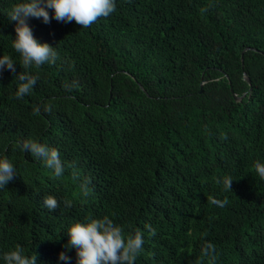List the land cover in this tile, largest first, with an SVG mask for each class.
I'll return each instance as SVG.
<instances>
[{"label":"trees","instance_id":"obj_1","mask_svg":"<svg viewBox=\"0 0 264 264\" xmlns=\"http://www.w3.org/2000/svg\"><path fill=\"white\" fill-rule=\"evenodd\" d=\"M19 2L0 0V56L16 61L0 72V159L17 174L0 188V257L19 245L76 264L67 229L107 215L143 234L134 264H210L206 243L215 264H264V0H115L88 28L29 17L58 56L17 99ZM29 139L59 151L61 177L22 150Z\"/></svg>","mask_w":264,"mask_h":264},{"label":"clouds","instance_id":"obj_2","mask_svg":"<svg viewBox=\"0 0 264 264\" xmlns=\"http://www.w3.org/2000/svg\"><path fill=\"white\" fill-rule=\"evenodd\" d=\"M115 8V0H21L15 4L7 15L10 21L16 22L13 47L22 57L20 65L23 71L16 74L19 80L16 98L21 99L30 94L36 85L38 76L31 74L29 69L33 67L38 69L45 63H55L58 56L51 44L42 43L35 38L27 23L29 17L43 18V21L48 23L52 19L49 9H52L57 21L67 23L75 21L82 28H88L98 18L108 17ZM15 62L8 55L0 56V72L6 66L15 74ZM21 148L36 159L42 158L45 166L53 170L55 177L59 178L64 174V164L57 149L30 139L25 140ZM254 170L261 179H264V163L257 161ZM16 176V168L12 162L7 158L0 159V188L7 186ZM233 180L228 176L224 178L225 191L233 190ZM85 194H87L86 190ZM208 201L218 207H224L228 203L226 198L220 200L208 197ZM59 204L54 195L44 198V206L49 210H55ZM65 204L70 206L68 201H65ZM149 230L151 235H155V229L149 226ZM67 233L69 242L65 248L76 249V264H134L143 249L144 240L141 232L137 231L134 235L125 236L123 226L114 223L107 215L102 218L86 217L84 221H76L70 225ZM202 255L210 257V264H215L213 244L203 245ZM0 258L3 259L4 264H37V254H26L19 245L5 252ZM59 259L69 261L70 257L65 251H61Z\"/></svg>","mask_w":264,"mask_h":264},{"label":"water","instance_id":"obj_3","mask_svg":"<svg viewBox=\"0 0 264 264\" xmlns=\"http://www.w3.org/2000/svg\"><path fill=\"white\" fill-rule=\"evenodd\" d=\"M247 80H248V82H250L249 79H247ZM231 91H232V90H231ZM232 93H233V91H232ZM233 96H234L235 99H240V98H241V97L238 98V97L236 96V94H234V93H233Z\"/></svg>","mask_w":264,"mask_h":264}]
</instances>
